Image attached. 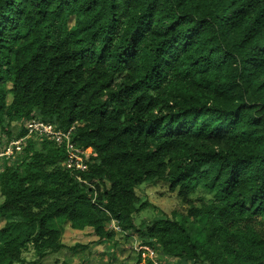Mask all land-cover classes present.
<instances>
[{"label": "trees", "instance_id": "trees-1", "mask_svg": "<svg viewBox=\"0 0 264 264\" xmlns=\"http://www.w3.org/2000/svg\"><path fill=\"white\" fill-rule=\"evenodd\" d=\"M31 120L87 167L47 135L0 156V264L113 220L167 264H264V0H0V145ZM159 182L186 212L137 223Z\"/></svg>", "mask_w": 264, "mask_h": 264}, {"label": "rangeland", "instance_id": "rangeland-1", "mask_svg": "<svg viewBox=\"0 0 264 264\" xmlns=\"http://www.w3.org/2000/svg\"><path fill=\"white\" fill-rule=\"evenodd\" d=\"M73 24V20L70 21V25ZM3 143L0 145V156L4 155L5 148L9 146L5 144L6 138L10 136L9 133H4ZM90 152V149L87 150ZM145 195L144 200H147L149 204L146 209L141 213L136 215V221L139 223L141 220L150 221L157 216L161 215H171L175 211H179L182 214L186 212V206L180 201L176 193H172L168 189V185L159 182L155 184L145 183L143 184ZM3 198L0 195V202ZM179 218V217H178ZM3 222L0 223V227L3 226ZM111 226L116 229L114 242L104 241L98 244V237L94 235L93 229L85 230H74L69 224L65 225L64 234L62 241L67 247L74 246L75 244L87 245L89 248L85 253L73 254L68 248L63 249L58 253H53L44 258L41 264H82L84 260L88 259L85 264H134L135 261L141 255L143 262L149 257L155 260V264H167L164 260H159L158 253L151 249L149 245L143 244L141 239L137 234H134L131 240H125L123 238V233L117 231L116 221L113 220ZM115 244L117 247H115ZM114 252L117 260H108L110 252ZM24 256L27 261L33 262L38 257L33 251L25 252ZM168 264H192L191 261L181 263L179 259L172 258L169 260Z\"/></svg>", "mask_w": 264, "mask_h": 264}, {"label": "built area", "instance_id": "built-area-1", "mask_svg": "<svg viewBox=\"0 0 264 264\" xmlns=\"http://www.w3.org/2000/svg\"><path fill=\"white\" fill-rule=\"evenodd\" d=\"M26 128L31 135H47L51 138H55L59 142L66 140L70 148L69 159L66 161L68 167H76L79 169H85L87 167V157L84 156V151L82 149L76 148L70 141V131H58L52 125L47 124L41 120H32L26 124ZM16 145L20 144V141H16ZM86 154H88L86 152Z\"/></svg>", "mask_w": 264, "mask_h": 264}, {"label": "clouds", "instance_id": "clouds-1", "mask_svg": "<svg viewBox=\"0 0 264 264\" xmlns=\"http://www.w3.org/2000/svg\"><path fill=\"white\" fill-rule=\"evenodd\" d=\"M32 121V120H31ZM42 121V120H41ZM30 122V121H29ZM44 122V121H43ZM28 123V122H27ZM32 136L33 135H31V136H26L25 137V139H20V140H12L11 142H10V144H9V146L7 147V150L6 151H4V155L6 154V155H8V154H11L14 150V148H17V149H20L21 148V145L22 144H26V142H27V140L28 139H31L32 138ZM16 141H23L21 144H19V145H16L15 143H16Z\"/></svg>", "mask_w": 264, "mask_h": 264}]
</instances>
